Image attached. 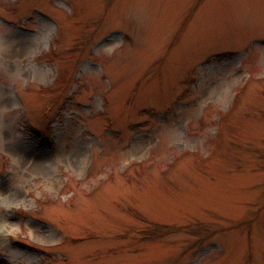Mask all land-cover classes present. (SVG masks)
<instances>
[{"label": "rangeland", "instance_id": "rangeland-1", "mask_svg": "<svg viewBox=\"0 0 264 264\" xmlns=\"http://www.w3.org/2000/svg\"><path fill=\"white\" fill-rule=\"evenodd\" d=\"M263 189L264 0H0V264H264Z\"/></svg>", "mask_w": 264, "mask_h": 264}, {"label": "trees", "instance_id": "trees-1", "mask_svg": "<svg viewBox=\"0 0 264 264\" xmlns=\"http://www.w3.org/2000/svg\"><path fill=\"white\" fill-rule=\"evenodd\" d=\"M54 104V99L50 98L46 107H50V105ZM167 230V229H166ZM189 231H192L193 234L195 235H200V234H206L208 231V228H206L205 226L203 227H197L195 229H191ZM165 231L162 228H158V227H153L152 229H149L146 233L143 232L145 237H156L158 235L163 234ZM154 234V235H151Z\"/></svg>", "mask_w": 264, "mask_h": 264}, {"label": "snow or ice", "instance_id": "snow-or-ice-1", "mask_svg": "<svg viewBox=\"0 0 264 264\" xmlns=\"http://www.w3.org/2000/svg\"><path fill=\"white\" fill-rule=\"evenodd\" d=\"M5 214H8L7 212H5ZM33 223L40 229V230H44V226L43 225H41L40 223H39V221H33Z\"/></svg>", "mask_w": 264, "mask_h": 264}, {"label": "bare ground", "instance_id": "bare-ground-1", "mask_svg": "<svg viewBox=\"0 0 264 264\" xmlns=\"http://www.w3.org/2000/svg\"><path fill=\"white\" fill-rule=\"evenodd\" d=\"M41 162H43V163H46V161H45V160H41Z\"/></svg>", "mask_w": 264, "mask_h": 264}]
</instances>
